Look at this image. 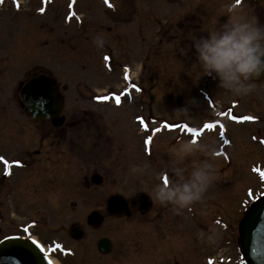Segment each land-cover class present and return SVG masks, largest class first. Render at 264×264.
<instances>
[{
	"label": "rangeland",
	"instance_id": "obj_1",
	"mask_svg": "<svg viewBox=\"0 0 264 264\" xmlns=\"http://www.w3.org/2000/svg\"><path fill=\"white\" fill-rule=\"evenodd\" d=\"M177 1L0 0V102L5 107L1 117L7 122V118L17 115L12 107H16L15 102L20 98L18 84L33 72L52 76L62 88H66L63 94L67 107L77 104L81 92L87 99L108 97L110 103L117 101L119 96V102H125L122 108L99 106L106 115H113L116 119L119 133L112 138L117 144V159L122 153L121 143L126 144L127 151L122 153L125 154L122 165L110 166L105 173L107 180L99 188L101 207L111 195L130 197L145 191L142 186H145L143 180L146 179L150 182L147 190L152 192L159 183L160 177L156 173L162 168L170 170L174 152L179 147H170V143L186 138L184 135L188 133L183 124L171 128L168 125L184 120L190 123L187 126L192 123L199 127L213 115L207 108L208 101H216L223 111L227 110L228 116L259 117L263 124H230L232 136H229L234 142L230 152L235 156L232 168L220 175L222 180L230 182L229 189L221 192L210 185L203 199L196 201L203 211L200 221L210 225L215 214L224 213L227 222L234 224L241 201L245 199V211L250 204L247 189H253L256 194L263 190L262 182L251 169L257 168L258 163L264 168V147L258 142L264 135L256 136L258 140L251 139V136L264 128V80L256 81V88L247 95H236L220 88L217 79L210 82V78L202 74L195 50L184 49L173 39L171 27L176 21L173 16L186 0ZM40 8L44 11H39ZM249 15L251 17V13ZM211 21L204 15L202 22L206 24L205 28L210 25L209 31L217 29ZM163 32L173 39L171 43L160 42ZM98 35L104 38L102 47L94 42ZM180 107L189 109L191 119H177L171 115ZM19 116H24L22 110ZM136 117L139 119L135 120ZM140 118L147 119L148 137H152L148 141L150 168L133 173L130 170L133 164L144 163ZM202 142L215 141L206 136ZM193 156L197 162L209 159L215 166L216 163L222 164L220 160L205 157L199 150L184 162L191 164ZM69 176L71 178V173ZM73 182L70 179L66 207L58 208L53 201L48 206L54 223L58 219L60 223L69 224L78 217L74 212H79L81 207L75 209L73 205L85 195L83 190L72 192ZM38 206L28 207L22 214L37 213ZM91 206L85 203L83 207L88 209ZM57 212L66 216L58 218L54 215ZM185 220L184 225L181 223L184 229L178 236V247H173L179 263L205 264L208 256H223L228 257L229 264H248L240 256L237 239L228 236L229 229L224 236L214 226L212 228L218 235L209 239V234L200 232ZM28 221L26 218L22 223Z\"/></svg>",
	"mask_w": 264,
	"mask_h": 264
},
{
	"label": "flooded vegetation",
	"instance_id": "obj_2",
	"mask_svg": "<svg viewBox=\"0 0 264 264\" xmlns=\"http://www.w3.org/2000/svg\"><path fill=\"white\" fill-rule=\"evenodd\" d=\"M230 2L234 0H186L173 16V19L176 17L171 27L174 30V35L171 34L175 36L173 39L184 49L195 50L193 37L206 36L210 29V25L205 28L206 24L202 22L204 15L212 19L211 23L216 28H219L228 15L239 13L248 16L251 13V16H255L264 24V0H240L233 13H229L225 7ZM173 39L165 36L163 32L160 42L171 43ZM37 75L45 74L33 72L25 82ZM207 78H210V82L214 81L212 76L207 75ZM80 98L72 107H67L64 101L60 113L62 120L26 115L20 117V110L25 114V106L19 98L15 102L16 107H12L17 115L7 118L8 121L5 122V118L1 117L5 107L3 102H0V156L10 162L8 165L10 174H5L6 165L0 161V241L7 237L39 241L55 264H181L175 259L173 247L174 245L178 247V236L182 235L183 225L187 219L197 230L209 236H212L210 233L213 232L214 226L219 229L220 235L224 236L227 235V232H224L229 229L228 236L237 239L241 249L240 256L245 258L240 243L246 213L245 199L241 201L237 210L234 224L227 222L229 220L224 217V213H217L208 225L200 221L199 217L203 211L196 202L179 213L174 212L172 205L162 204L153 198L152 192L147 190L150 182L148 183L146 179L143 180L145 186L144 184L142 186L145 191L139 192L150 195L149 209H146V202L142 211L135 208L131 204L132 196L126 197L131 210V215L127 218H118L107 212L108 198L101 207L99 188L107 180L105 173L110 166H121L125 156L122 153L127 151L126 144L121 143L122 153L117 159L115 151L117 144L112 138L119 133L116 119L113 115H106L99 106L109 105L120 109L125 102L121 101L118 104L110 103L109 100L87 99L84 92ZM207 108L213 115L204 120L199 127L191 123L190 128L196 131L190 132V137L181 139H191L197 144L206 136L214 139L217 150L211 158L220 160L222 164L220 166L216 163L218 166H215L216 175L219 177L215 176L211 185L224 192L229 189L230 182L222 180L220 175H224L232 168L235 156L230 152L234 147L233 139L230 137L232 136L230 124L246 126L263 124V121L259 117L236 121L225 115L227 110L223 111L224 108L214 100L208 101ZM54 121L61 123L56 126ZM144 123L147 124V119L143 118V123L140 119L141 146L144 162H149L148 129H145ZM208 123L214 126L205 128V124ZM260 135H264L262 127L257 133L252 134L251 139L258 140ZM178 137L180 138L179 135ZM178 141H172L170 147L179 145ZM258 142L264 147V136H261ZM194 157L192 161H196ZM17 160L20 161L19 164L11 163ZM190 167L191 164L189 170ZM162 171L164 177L170 176L169 170L165 168L159 170ZM251 172L260 174L264 172V168L258 163V167H253ZM259 174L256 176L262 182L263 190L262 192L258 190L256 194L253 189L252 191L247 189L248 201L251 204L264 196V178ZM70 179L75 181L71 184L72 192L75 193L77 189L83 190L82 194L85 195L79 197L78 203L73 202V208L81 209L74 212V215L78 216L75 222L63 224L56 219L54 223L53 214L48 210V206L53 201L58 208L66 207ZM98 179L100 184L96 183ZM158 182H161V178ZM85 203L92 206L85 209L83 207ZM37 204L39 205L36 208L39 209L37 213L29 216L22 214L28 207ZM54 215L58 218L66 216L61 212ZM26 218H29V221L22 223ZM49 249L51 250L48 251ZM205 264H229L228 257L208 256L205 258Z\"/></svg>",
	"mask_w": 264,
	"mask_h": 264
},
{
	"label": "clouds",
	"instance_id": "obj_3",
	"mask_svg": "<svg viewBox=\"0 0 264 264\" xmlns=\"http://www.w3.org/2000/svg\"><path fill=\"white\" fill-rule=\"evenodd\" d=\"M237 0L225 7L233 13ZM104 38L97 36L94 42L103 46ZM193 47L203 75L218 80V86L236 95H247L256 88V81L264 80V24L255 16L243 13L228 15L219 28L208 31L206 36L193 37ZM172 116L191 119L189 109L180 107ZM174 152L170 176L164 182V172L156 173L161 178L152 189V196L162 204H170L173 211L179 213L194 202L203 199L209 186L215 179V165L209 159L185 163L186 157L199 150L205 157L216 153L215 142L195 143L191 139L178 141ZM150 168L149 162L133 164L131 172L142 173ZM209 239L218 235L215 229Z\"/></svg>",
	"mask_w": 264,
	"mask_h": 264
},
{
	"label": "water",
	"instance_id": "obj_4",
	"mask_svg": "<svg viewBox=\"0 0 264 264\" xmlns=\"http://www.w3.org/2000/svg\"><path fill=\"white\" fill-rule=\"evenodd\" d=\"M47 81L51 85L49 92L43 91V80L36 79L26 84L22 97L27 102L28 115L52 118L62 109L61 104L49 105L52 101L61 103L63 99L56 94L55 81ZM98 181L100 183L99 179ZM144 196L145 194L138 193L132 201L139 209L144 205ZM107 205L108 212L117 216L122 217L130 213L128 203L120 195L111 197ZM241 244L250 264H264V199L246 214ZM49 261L33 241L13 237L0 243V264H49Z\"/></svg>",
	"mask_w": 264,
	"mask_h": 264
},
{
	"label": "snow or ice",
	"instance_id": "obj_5",
	"mask_svg": "<svg viewBox=\"0 0 264 264\" xmlns=\"http://www.w3.org/2000/svg\"><path fill=\"white\" fill-rule=\"evenodd\" d=\"M237 3H240V0H237ZM39 11L43 12L44 11V8H40ZM136 86L133 85V88H135ZM97 99L99 100H106L108 99V97H97ZM117 103H119V96H117ZM234 120H252L254 119V117H243V116H233L232 117ZM141 119V122L143 123V118H140ZM214 125L211 124V123H208V124H205V128H212ZM144 127L145 129L147 130L148 129V125L146 123H144ZM168 127H173V125H168ZM184 128H186L189 132H194L196 131L195 129H191L189 128L187 125H183ZM152 139V137H148V141L150 142ZM225 143H227V141H225ZM0 161H3L4 164L6 165V169H5V174H10L9 172V168H8V165L10 164L9 161L5 160V158L3 156H0ZM11 163H15V164H19L20 161H13ZM257 171H260L259 169H257ZM260 175L262 178H264V172H260ZM168 180V177L165 176L164 177V182L166 183ZM35 243V245L40 249L41 252H44L45 253V257H47V251L44 249V246L39 242V241H33ZM51 249H49L48 251H50ZM49 264H51V261H49Z\"/></svg>",
	"mask_w": 264,
	"mask_h": 264
},
{
	"label": "bare ground",
	"instance_id": "obj_6",
	"mask_svg": "<svg viewBox=\"0 0 264 264\" xmlns=\"http://www.w3.org/2000/svg\"><path fill=\"white\" fill-rule=\"evenodd\" d=\"M49 91H50V89L46 90V92H49Z\"/></svg>",
	"mask_w": 264,
	"mask_h": 264
}]
</instances>
